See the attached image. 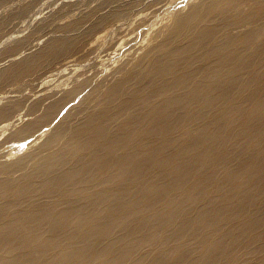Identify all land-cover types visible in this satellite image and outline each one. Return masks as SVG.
I'll return each mask as SVG.
<instances>
[{"label":"bare ground","instance_id":"obj_1","mask_svg":"<svg viewBox=\"0 0 264 264\" xmlns=\"http://www.w3.org/2000/svg\"><path fill=\"white\" fill-rule=\"evenodd\" d=\"M185 2L89 110L53 125L80 84L29 108L0 264H264V0Z\"/></svg>","mask_w":264,"mask_h":264},{"label":"rangeland","instance_id":"obj_2","mask_svg":"<svg viewBox=\"0 0 264 264\" xmlns=\"http://www.w3.org/2000/svg\"><path fill=\"white\" fill-rule=\"evenodd\" d=\"M180 2L186 3L185 0H0V74L19 67L18 75L0 82V111L7 108L0 116V156L7 154L15 159L26 152L31 139L24 140L17 132L29 108L46 96L62 94L80 84L74 101L64 107L66 112L61 113L53 125L66 114L89 110L94 97L128 65L127 55L154 38L175 7L184 5ZM154 6L161 10L152 13ZM101 20L106 22L100 23ZM235 30L242 32L244 28L233 29L234 34ZM97 31L103 38L89 50L88 44ZM53 42L70 46L60 49L47 61L40 60L30 70V66L25 65L27 60L50 52ZM17 150L21 152L16 154Z\"/></svg>","mask_w":264,"mask_h":264}]
</instances>
